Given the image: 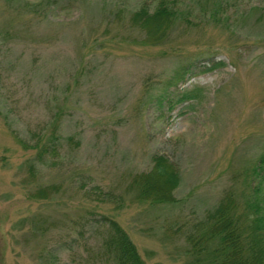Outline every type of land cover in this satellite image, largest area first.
Wrapping results in <instances>:
<instances>
[{
	"label": "rangeland",
	"instance_id": "374dc122",
	"mask_svg": "<svg viewBox=\"0 0 264 264\" xmlns=\"http://www.w3.org/2000/svg\"><path fill=\"white\" fill-rule=\"evenodd\" d=\"M158 1L0 0V264H97L104 216L144 264L206 262L264 150V0H161L164 35Z\"/></svg>",
	"mask_w": 264,
	"mask_h": 264
},
{
	"label": "trees",
	"instance_id": "16d2710c",
	"mask_svg": "<svg viewBox=\"0 0 264 264\" xmlns=\"http://www.w3.org/2000/svg\"><path fill=\"white\" fill-rule=\"evenodd\" d=\"M144 13L142 19H148L146 24L151 25L150 29L159 30L160 35L173 15L168 2L161 0L156 3L151 14ZM155 162L156 174L148 182L149 185L146 183L135 192L139 198L143 191H151L150 187L154 188L156 195L151 191L154 198H168L163 190H168L174 183V171L163 168L168 164L161 159ZM243 176L241 195L237 196L233 190H228L212 211L207 213L210 224L198 235L199 240L202 239L200 248L204 250V264H264V150L257 155L254 163L251 162ZM240 197L241 208L238 209ZM104 218L105 233L95 250V262L144 264L125 230L111 217ZM213 238L216 239L214 243L211 240ZM197 239L190 241L193 244Z\"/></svg>",
	"mask_w": 264,
	"mask_h": 264
}]
</instances>
